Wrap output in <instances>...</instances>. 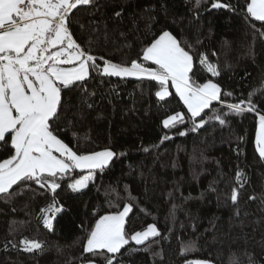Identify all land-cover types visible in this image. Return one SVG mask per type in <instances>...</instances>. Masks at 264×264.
<instances>
[{"label": "trees", "instance_id": "16d2710c", "mask_svg": "<svg viewBox=\"0 0 264 264\" xmlns=\"http://www.w3.org/2000/svg\"><path fill=\"white\" fill-rule=\"evenodd\" d=\"M216 2L231 7L213 8ZM247 3L92 0L72 10L73 38L95 56L155 68L143 60V50L168 31L193 56L192 81L216 83L227 103L247 101L251 93L255 111L229 113L220 125L213 114L228 110L214 101L202 113L207 123L193 131L170 85L160 100L155 81L90 73L86 92H62L59 136L78 154L111 150L115 156L79 192L61 181L56 201L62 211L51 229L41 213L52 202L50 191L29 182L0 194V264H106L104 256L84 251L86 237L101 216L126 204L129 238L150 225L160 235L141 245L129 240L119 253L107 254L113 264H264V159L255 140L258 116L264 115V22L247 15ZM201 57L219 74L208 72ZM176 113L184 123L165 128L163 121ZM13 154L10 143L0 147V162ZM84 172L69 175L78 179ZM24 240L41 247L27 251Z\"/></svg>", "mask_w": 264, "mask_h": 264}, {"label": "snow or ice", "instance_id": "6c2138e0", "mask_svg": "<svg viewBox=\"0 0 264 264\" xmlns=\"http://www.w3.org/2000/svg\"><path fill=\"white\" fill-rule=\"evenodd\" d=\"M92 0H0V147L9 143L14 150L10 158L0 162V194H11L14 185L31 183L52 194V202L41 209L46 227L51 229L55 213L62 211L56 201L61 181H71L67 186L79 192L93 180L94 173H101L115 156L111 150L78 154L59 136L57 121L63 113L62 92L79 88L86 92L85 82L90 73L103 77L147 78L159 84L156 96L164 100L169 96V82L175 94L190 113L193 131L204 127L202 113L213 102L223 105L227 113H214L213 117L224 125V116L255 111L250 93L247 101L227 103L221 99V88L212 82L197 84L191 80L193 56L181 42L168 31H162L150 46L143 50V60L155 68L145 67L136 61L122 66L103 57H97L91 48H84L70 31L72 10L78 5H88ZM199 0H197V5ZM213 8L231 7L219 2ZM246 13L255 21L264 22V0H250ZM120 15L119 12L116 13ZM102 60L103 66L97 61ZM212 75L216 68L200 58ZM231 96L232 93H224ZM197 118H200L197 121ZM184 123L181 113L163 121L165 128H175ZM186 135L184 131L178 133ZM169 137L165 136L164 139ZM257 148L264 158V115L260 116ZM148 151V149H145ZM87 170V175L74 179L70 173ZM231 200L236 202L234 192ZM131 205L123 211L101 216L86 237L84 251L92 256H104L106 264H113V256L129 244V240L141 245L149 237L160 233L153 225L145 231H136L129 238L125 231L126 217ZM52 213L49 218L46 214ZM25 250L39 249L37 242L24 240ZM89 264H92L90 261ZM119 264V262H117ZM195 264H206L196 261Z\"/></svg>", "mask_w": 264, "mask_h": 264}, {"label": "crops", "instance_id": "0c3cea01", "mask_svg": "<svg viewBox=\"0 0 264 264\" xmlns=\"http://www.w3.org/2000/svg\"><path fill=\"white\" fill-rule=\"evenodd\" d=\"M120 78V77H119ZM125 78H130V79H134V77H125ZM169 85L171 86V82H169ZM172 87V86H171ZM173 88V87H172ZM173 90L175 91V89L173 88ZM214 103V102H213ZM190 114V113H189ZM259 122H260V117L258 116V122H257V133H256V138L255 140H257V134L259 132V128H260V125H259ZM258 125H259V128H258ZM257 151H258V148H257ZM264 159V158H263ZM149 238H152L151 236ZM134 242V241H133ZM135 243V242H134Z\"/></svg>", "mask_w": 264, "mask_h": 264}, {"label": "rangeland", "instance_id": "374dc122", "mask_svg": "<svg viewBox=\"0 0 264 264\" xmlns=\"http://www.w3.org/2000/svg\"><path fill=\"white\" fill-rule=\"evenodd\" d=\"M259 125H260V122H259ZM259 125H258V128H259ZM113 158H114V157H113ZM110 162H111V161H110ZM78 171H80V170H78ZM87 174H88V173H87V170H85V172H84L82 175H87ZM79 178H80V177H79ZM79 178H78V179H79ZM90 182H92V181H90ZM90 182H89V183H90ZM89 183H88V184H89ZM70 190H71V189H70ZM82 190H83V189H82ZM201 262H206V261H201ZM87 264H89V263H87ZM206 264H211V263L206 262Z\"/></svg>", "mask_w": 264, "mask_h": 264}]
</instances>
